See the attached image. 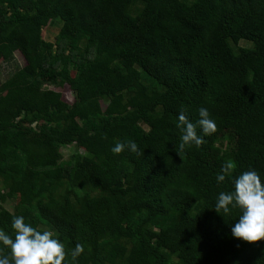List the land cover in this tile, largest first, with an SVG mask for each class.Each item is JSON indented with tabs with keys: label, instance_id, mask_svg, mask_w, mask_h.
<instances>
[{
	"label": "trees",
	"instance_id": "1",
	"mask_svg": "<svg viewBox=\"0 0 264 264\" xmlns=\"http://www.w3.org/2000/svg\"><path fill=\"white\" fill-rule=\"evenodd\" d=\"M0 62V230L22 215L62 264H264L231 236L240 209H212L241 172L264 182V0H0ZM201 106L216 131L180 151Z\"/></svg>",
	"mask_w": 264,
	"mask_h": 264
},
{
	"label": "clouds",
	"instance_id": "2",
	"mask_svg": "<svg viewBox=\"0 0 264 264\" xmlns=\"http://www.w3.org/2000/svg\"><path fill=\"white\" fill-rule=\"evenodd\" d=\"M198 119L191 122L183 111L177 114V127L181 128L180 151L187 145L199 146L203 143V136L197 134V127L203 135H210L216 131V123L210 118L206 107H198ZM124 150L137 153L138 146L133 140L116 141L110 151L119 154ZM236 167L234 161H227L221 166L216 175L219 184L226 179V175ZM232 190L221 191L215 198L212 209L219 215L230 213L231 209L239 208L238 219L231 224L230 233L233 238L243 242L253 243L264 240V182L260 174L250 169L241 172L231 179ZM11 229L14 235L0 230V246L7 248V254H0V264H62L66 253L64 244L47 231H39L30 223L25 222L22 215L11 218ZM83 245L77 243L71 251V258L76 261L83 253Z\"/></svg>",
	"mask_w": 264,
	"mask_h": 264
},
{
	"label": "rangeland",
	"instance_id": "3",
	"mask_svg": "<svg viewBox=\"0 0 264 264\" xmlns=\"http://www.w3.org/2000/svg\"><path fill=\"white\" fill-rule=\"evenodd\" d=\"M53 28H55V27L53 26V27H51V29H47V28L43 29V36L45 37V39L47 41H53V42L55 41L56 32H55V30ZM16 60H17L18 64H22V65L25 64V61H24V59H23V57H22L20 52H16ZM13 69H14L13 64L9 65V64H6V63L4 64V63L0 62L1 79L4 80V76H5L4 72H7V71L10 72ZM55 89L62 93L63 99H65L67 101H72L73 100L72 92H71V89H70L68 84H66V85H64L62 87L55 88ZM73 150H74L73 145L66 146V147H64L62 149L63 154H64L65 157H67L69 155V153L73 152ZM82 185H83L84 189H89L90 188V186L88 185L87 182H85V183L82 182ZM7 207L12 209V206L9 207L8 204H7Z\"/></svg>",
	"mask_w": 264,
	"mask_h": 264
}]
</instances>
